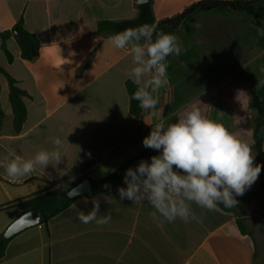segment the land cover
Returning a JSON list of instances; mask_svg holds the SVG:
<instances>
[{
	"label": "crops",
	"instance_id": "obj_1",
	"mask_svg": "<svg viewBox=\"0 0 264 264\" xmlns=\"http://www.w3.org/2000/svg\"><path fill=\"white\" fill-rule=\"evenodd\" d=\"M152 1L155 18L161 21L202 0ZM137 4V0H0V32L23 17L25 28L41 43L39 57L28 62L10 39L7 44L14 57L10 64L0 41V66L28 94L24 99L27 118L16 133L9 85L0 75L5 114L0 159L11 151L27 160L40 150H52L51 138L63 141L59 149L63 158L55 167L37 166L30 176L18 180L10 179L0 167V235L23 214L11 204L56 189L50 183L80 165L94 162L69 182L101 179L147 150L142 141L157 118L146 111L142 119L130 113L125 87L131 80L126 71L133 67L130 48L115 49L109 37L98 33L103 21L135 19ZM210 16L218 15L198 16L191 22ZM156 95L159 119L166 120L164 108L174 101L175 91L169 82ZM208 117L223 123L255 150L254 129L239 125L235 110ZM258 138L264 154V127ZM117 190L103 192L115 199L111 203L100 199V214L111 216L107 225L83 224L77 219L79 211L92 209V199L101 193L78 197L50 218L47 226L41 224L13 237L0 264H258L257 240L245 224L247 235L241 233L237 220L245 217L238 215L236 207L226 211L220 205L208 211L193 204L200 222L177 219L158 224L146 201L121 200Z\"/></svg>",
	"mask_w": 264,
	"mask_h": 264
},
{
	"label": "clouds",
	"instance_id": "obj_2",
	"mask_svg": "<svg viewBox=\"0 0 264 264\" xmlns=\"http://www.w3.org/2000/svg\"><path fill=\"white\" fill-rule=\"evenodd\" d=\"M257 32L264 36V28H258ZM109 41L115 49L130 48L133 67L126 75L137 86L132 99L157 118L154 125L149 124L151 131L142 144L158 155H153L150 162L141 160L135 168L126 169L123 176L126 187L117 190L120 199L136 204L146 201L153 209L151 218L158 224L177 219L200 222L193 204L208 211L220 205L235 207L236 197L245 194L264 168L255 163L251 145L195 105L183 109L175 122L159 119L156 94L169 84L167 58L179 54L176 36L157 32L154 25L145 24L116 33ZM51 143L52 150H40L27 160L10 151L0 159V167L12 180L30 176L37 166L55 167L63 158L59 150L63 141L53 137ZM101 198L108 204L115 200L101 193L100 198L92 199V209L87 213L79 211L77 219L83 224L107 225L111 216L100 214Z\"/></svg>",
	"mask_w": 264,
	"mask_h": 264
},
{
	"label": "rangeland",
	"instance_id": "obj_3",
	"mask_svg": "<svg viewBox=\"0 0 264 264\" xmlns=\"http://www.w3.org/2000/svg\"><path fill=\"white\" fill-rule=\"evenodd\" d=\"M259 13L255 9L248 14L222 18L210 16L198 18L183 26L175 35L179 54L167 69L173 91H178L180 106L166 117L165 122L177 119L182 110L195 105L205 115L214 112L236 111L239 125L255 129L258 112L250 104L264 85V50L257 45L252 30ZM200 25L195 27L194 25ZM199 53L198 59L182 62L180 56L191 47ZM255 155L256 153L252 149ZM150 153L155 155L151 150ZM88 165L75 169L71 177L57 185L65 190L69 180L79 175ZM264 193L259 188V178L242 196H237L238 215L257 240V262L264 264Z\"/></svg>",
	"mask_w": 264,
	"mask_h": 264
},
{
	"label": "trees",
	"instance_id": "obj_4",
	"mask_svg": "<svg viewBox=\"0 0 264 264\" xmlns=\"http://www.w3.org/2000/svg\"><path fill=\"white\" fill-rule=\"evenodd\" d=\"M138 16L132 20L124 21H103L98 25V33L105 36L111 37L116 33L122 32L127 28H136L142 25H154L157 32H164L176 35L183 26H186L198 16L203 15H218L222 18H228L231 15L239 16L240 14H248L253 10H259L255 21L252 34L256 36L257 45L260 49L264 50V36H260L257 32L258 28H264V0H202L191 4L185 8L181 13H178L170 18H166L161 21H157L153 12V1L149 0L144 4H137ZM14 39L21 58L24 61L33 62L39 55L41 50V43L36 35L29 32L25 28L24 18L21 17L17 23L9 30L0 32L1 50L6 56L10 64L13 63L14 57L8 48V41ZM176 55L173 54L167 58L168 68L173 72L171 67L174 63ZM198 58V52L196 50L189 49L184 55L180 56V60L184 63L190 60ZM0 75H3L9 85V101L12 106L13 116H14V130L16 133L22 131L23 125L27 118V107L25 105L24 99L28 97V94L19 88L18 82L13 78L5 69L0 66ZM125 87L129 96V110L133 117L137 119H142L144 115V110L139 107L138 101L132 99L133 93L136 91L137 86L133 84L132 80H127ZM1 89V87H0ZM178 91L175 90V99L173 102L169 103L164 108V117H168L178 109L180 106V101L178 99ZM250 106L258 112V117L255 121L254 138L256 140L255 150L257 152V164L264 165V154L262 151V146L258 138V132L262 127H264V85L254 96ZM5 114L0 103V127L3 124ZM176 119L172 118L167 121V123L175 122ZM151 149L147 150L141 155L134 157L123 165H121L117 170L111 174L101 178V179H91L84 177L76 182L71 183L65 190L59 191V189L48 190L41 194L34 195L30 198H26L23 201L16 202L10 206L18 208L22 213H26L33 210H38L43 217V225L47 226L50 218L61 213L66 208H68L75 199L69 200L66 197V193L69 189L74 187L76 184L80 183L84 179H89L92 189V194L103 193L115 188L126 187L123 182V176L126 169L129 167L135 168V162L144 155H149L150 158L153 156L150 153ZM155 155H158L156 151H153ZM94 162H89L78 166L77 168L88 165V168ZM76 168V169H77ZM72 174L69 173L64 176L61 180L51 182V186L57 185L67 179H69ZM105 184L110 185V188L103 187ZM259 188L264 193V168L259 175ZM8 206L2 207L6 208ZM262 207L264 209V198L262 201ZM224 210L230 211V208L223 207ZM239 229L243 235H247V230L244 227L242 219L237 220ZM10 241V240H9ZM9 241H3L0 235V260L5 256V251Z\"/></svg>",
	"mask_w": 264,
	"mask_h": 264
},
{
	"label": "water",
	"instance_id": "obj_5",
	"mask_svg": "<svg viewBox=\"0 0 264 264\" xmlns=\"http://www.w3.org/2000/svg\"><path fill=\"white\" fill-rule=\"evenodd\" d=\"M149 0H137L138 4L147 3ZM141 160H146L150 162V156L144 155L135 162V167ZM92 194L91 184L89 179H84L80 183L76 184L74 187L69 189L66 193V197L69 200L76 199L81 196H87ZM43 223V217L38 210L29 211L23 213L19 218H17L1 235L3 241H9L19 233L41 225Z\"/></svg>",
	"mask_w": 264,
	"mask_h": 264
},
{
	"label": "built area",
	"instance_id": "obj_6",
	"mask_svg": "<svg viewBox=\"0 0 264 264\" xmlns=\"http://www.w3.org/2000/svg\"><path fill=\"white\" fill-rule=\"evenodd\" d=\"M140 125H141V124H140ZM140 125H139V126H140ZM151 150H152V149H151ZM152 151H154V150H152Z\"/></svg>",
	"mask_w": 264,
	"mask_h": 264
}]
</instances>
